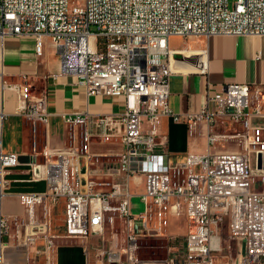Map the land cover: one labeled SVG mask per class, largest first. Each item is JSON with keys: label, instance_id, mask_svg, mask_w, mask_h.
I'll list each match as a JSON object with an SVG mask.
<instances>
[{"label": "built area", "instance_id": "2783aa9c", "mask_svg": "<svg viewBox=\"0 0 264 264\" xmlns=\"http://www.w3.org/2000/svg\"><path fill=\"white\" fill-rule=\"evenodd\" d=\"M244 34L264 35V0H236L232 8L229 0H0V264H53L59 235L52 233L48 203L59 199L66 202L64 236H98L93 262L84 247L86 264L150 263L138 256V239L164 235L163 208L186 216L188 231L179 249L170 246L177 254L153 264H264V83H228L208 92L195 112H174L169 104L177 53L171 36ZM11 37L33 38L38 56L49 38L88 96L124 102L121 112L62 115L71 142L45 148L43 162L29 163L32 180L47 187L17 194L26 209L21 215L2 211L3 175L21 163L18 153L3 149L6 92L18 93L15 114L33 123H47L50 112L47 96L31 97L26 83L6 79ZM165 116L186 121L191 131L203 125L207 151L172 161L160 132ZM221 124L237 126L236 132L217 131ZM115 138L120 152L92 151L93 142ZM230 138L236 148H218ZM133 196L145 205L139 214L132 212ZM153 209L159 222L151 226ZM137 217L143 220L139 233L133 230ZM116 219L123 222L124 243L106 248V225L114 228ZM6 238L33 247L34 259L10 263Z\"/></svg>", "mask_w": 264, "mask_h": 264}, {"label": "crops", "instance_id": "0c3cea01", "mask_svg": "<svg viewBox=\"0 0 264 264\" xmlns=\"http://www.w3.org/2000/svg\"><path fill=\"white\" fill-rule=\"evenodd\" d=\"M172 37L175 36H171L170 39ZM182 38L185 40V45L182 47L171 46L170 43V47L177 52L175 54H181L178 59L173 56V72L170 76L169 104L174 112L198 111L208 92L212 94L219 92L228 83H264V35H190L187 38ZM44 46L43 54L38 56L35 53L33 38L11 37L6 40V76L13 82L26 83L29 86L28 91L31 97H48L47 108L50 112L48 122L33 123L24 115L15 114L20 103L18 93L13 89L6 92L8 115L3 126V139L4 130L11 132L16 141L14 148L9 152L30 155L33 160H38V156L42 153L37 152L40 136L47 149L70 144V128L63 123L62 115L64 113L85 109L94 112H121L124 109L122 98L88 96L85 89L77 83L76 76L66 70L62 57L49 38L45 39ZM160 132L167 137V151L174 162L184 161L189 152L205 153L208 149L206 128L203 125L199 126L196 131H191L186 121H175L172 116H165L160 124ZM30 137L33 139L31 146ZM121 150L122 144L118 138L107 143H92V151L95 153L120 152ZM19 165L28 166L30 171L27 161H23ZM38 184L35 183L36 186ZM45 186L47 187V185ZM34 188L39 189L35 186ZM140 190H142V186L138 189V191ZM37 191L41 190L21 191L5 188L2 211L8 197H17L21 203L17 195L19 192ZM135 197L138 196L132 197L131 207ZM169 213L171 212L169 211ZM4 214L15 213L5 212ZM183 217L185 226L182 229L174 228L172 232H186L187 234L188 219L186 216ZM5 243L7 247L4 255L10 263L23 261L26 258L34 259L33 247L27 249L25 246H18L13 239L8 238L5 239ZM96 243L93 240L88 243L89 258L92 262L94 261ZM81 253L84 258L83 262L67 261L63 263L59 257L58 264H86L87 254L84 246Z\"/></svg>", "mask_w": 264, "mask_h": 264}, {"label": "rangeland", "instance_id": "374dc122", "mask_svg": "<svg viewBox=\"0 0 264 264\" xmlns=\"http://www.w3.org/2000/svg\"><path fill=\"white\" fill-rule=\"evenodd\" d=\"M236 0H229V6L232 8L234 2ZM92 30H95L96 27L92 26ZM171 46L182 47L185 45V40L182 37L175 36L170 39ZM45 45V42H44ZM45 48V46H44ZM59 53V52H58ZM6 79L10 84H15L8 76ZM228 124H221L217 131L220 132H228L234 133L236 132L235 125H232L231 128H228ZM15 138L11 132L4 130V150L5 152H9L15 145ZM33 139L30 137L29 143L30 146L32 144ZM237 139L230 138L224 139L221 142H218V148L220 149H234L237 147ZM44 143L42 142L41 136L38 138L37 144V152H42L38 156V162L44 161ZM26 161L30 163L33 161L30 155L27 156ZM29 179H32L31 172L26 165H17L14 167H10L6 169V172L3 175L2 181L5 185V188L8 190H21V191H33V190H41L43 191L46 188V182L41 180L39 182H33ZM43 182V183H42ZM35 183H39L37 187ZM39 189H35L34 186ZM42 188V189H41ZM45 190V189H44ZM48 206L51 207V213L48 216L51 224H52V232L59 234L57 238H55V247L52 250V260L53 264H58V259L61 257L63 263L65 262H83L84 258L82 255V247L87 246L89 241H98V236L94 234H89L88 237H68L63 236L65 234L64 224H65V208L66 202L64 199H59L57 203H48ZM145 208L144 203L140 200V198L135 197L132 200V212L134 214H139ZM39 216L42 220H45V207L44 204L39 209ZM3 212H11L20 215L21 213H25L26 209L23 204H21L17 197H8V200L3 205ZM152 215L150 218L149 224L151 226L158 225L159 216L157 209H153L151 211ZM162 222H163V231L164 235L160 236H147L140 237L138 239V243L141 247L138 249V256L150 263H155V260L165 259L170 256L172 253L175 255L177 251H173L170 249V246L176 245L179 249L180 245L183 243L185 238V233H177L172 232V229H182L185 226V218L183 216L177 217L169 213L167 208H163L162 210ZM123 222L120 219H116L114 223V228H112V224L108 222L106 225V230L104 232V244L105 247L108 248L113 243L115 247H121L124 243L125 234L122 232ZM143 227V220L138 218L134 222L133 230L136 233H139ZM112 242V243H111ZM234 246V243H233Z\"/></svg>", "mask_w": 264, "mask_h": 264}, {"label": "water", "instance_id": "95a60500", "mask_svg": "<svg viewBox=\"0 0 264 264\" xmlns=\"http://www.w3.org/2000/svg\"><path fill=\"white\" fill-rule=\"evenodd\" d=\"M180 57H181V54H174V58L175 59H178ZM26 158H27V155H20L19 156V159H20L21 162L26 161Z\"/></svg>", "mask_w": 264, "mask_h": 264}]
</instances>
